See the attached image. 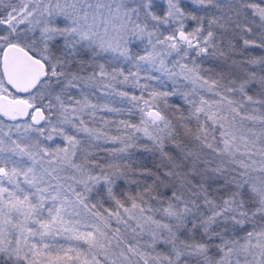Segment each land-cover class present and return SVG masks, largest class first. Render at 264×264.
<instances>
[{
  "label": "snow or ice",
  "instance_id": "obj_1",
  "mask_svg": "<svg viewBox=\"0 0 264 264\" xmlns=\"http://www.w3.org/2000/svg\"><path fill=\"white\" fill-rule=\"evenodd\" d=\"M0 264H264V0H0Z\"/></svg>",
  "mask_w": 264,
  "mask_h": 264
}]
</instances>
